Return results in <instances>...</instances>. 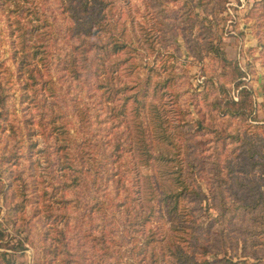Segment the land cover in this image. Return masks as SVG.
<instances>
[{"label": "rangeland", "instance_id": "374dc122", "mask_svg": "<svg viewBox=\"0 0 264 264\" xmlns=\"http://www.w3.org/2000/svg\"><path fill=\"white\" fill-rule=\"evenodd\" d=\"M66 3L0 0V264H264V0H104L89 66Z\"/></svg>", "mask_w": 264, "mask_h": 264}, {"label": "trees", "instance_id": "16d2710c", "mask_svg": "<svg viewBox=\"0 0 264 264\" xmlns=\"http://www.w3.org/2000/svg\"><path fill=\"white\" fill-rule=\"evenodd\" d=\"M102 2H104V0H76L75 2H73V0H67V3H66V8L69 9V11H72L71 13H73V17H75V19H77L76 23L74 26H72L73 29H75L76 31L79 32L80 34V43L78 44V46H84L83 48H81V52L83 53V57L82 58L84 60L83 63H85L84 65H90V62H89V58L88 56H86V51L89 52V50L86 49V46H87V43L89 44V37L92 38V35H94L95 33L97 34H101L103 31H107L109 30L108 28V25L107 23H105V21L103 20L104 17H98V13H101L102 10H96L94 9L93 5H96V4H101ZM93 3V4H92ZM101 8V6L99 7ZM97 31V32H96ZM85 33V35H83ZM97 35V36H99ZM25 33L22 34V42L24 43V46H25ZM113 39V37H112ZM111 39V36L110 38L108 39V43H98L97 46L100 47V51H99V54L97 53L96 54V57H99V60H98V63H97V71H96V75H98L99 77H97L98 79V86L99 88H104L102 94L104 96V100L106 99H116V95L118 93H122L124 91V89H127V85L124 86L123 88L121 87L120 83H111V85H109L108 83V80H112L113 78L110 76V73H115V72H118V67H119V63L118 62H114L115 66L113 64H111V62H107V56H110L112 54H116V53H119L122 49H123V45L122 43L118 40V39H115V40H112ZM96 41V40H95ZM93 41H91L92 43ZM97 43V41L95 42ZM94 42L92 43V45L95 44ZM35 54L37 52H34ZM102 58V59H101ZM43 60H45V57H43ZM77 58H74L70 61V63L68 64L67 66V69L69 68L71 72H74L76 71V65H77ZM26 62V61H24ZM101 62V63H99ZM45 65V67L47 66L46 64V61L43 63ZM85 67V66H84ZM105 74V75H104ZM110 77V78H109ZM109 86V87H108ZM108 88V90H107ZM106 97V99H105ZM122 106H125L124 103L122 104ZM245 107V106H244ZM243 107V109H245ZM229 113H235L234 111L235 110H231L229 109L228 110ZM241 111V106L238 107V112L236 113H239ZM130 136L131 134L128 133V137H129V141L128 143L132 146V141H130ZM120 143V142H119ZM174 146H177V144L174 142ZM121 145V143H120ZM132 148H130V151H131ZM120 150V149H119ZM157 160L160 159V160H171L169 159L166 154L164 152H159L158 153V157L156 158ZM148 163V162H146ZM76 168V165L75 164H71L70 162L68 161H64L63 163V167L61 166L60 170H64L66 172L65 175L66 176H69V174H67V169L71 170V169H75ZM95 169V168H94ZM177 172H181L180 171H177ZM180 177L181 179V175L178 176V178ZM79 177L77 175H74V178L72 179V182H69V185H73V180L74 181H78ZM182 184H183V187L185 186L184 184V180H182ZM65 185H67V182H64ZM185 189H189V187L186 185L185 186ZM182 193L181 192H178V191H174V192H167L166 190H163L161 196L163 197V200H168L169 198H173L174 201H175V207L170 210V213L173 215L174 213L177 212L178 208L176 205L179 201V198H180V195ZM264 215V214H263Z\"/></svg>", "mask_w": 264, "mask_h": 264}]
</instances>
